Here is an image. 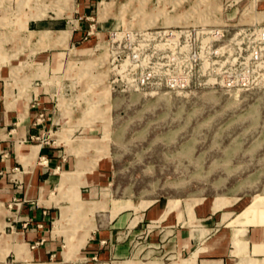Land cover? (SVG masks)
<instances>
[{
  "label": "rangeland",
  "instance_id": "obj_1",
  "mask_svg": "<svg viewBox=\"0 0 264 264\" xmlns=\"http://www.w3.org/2000/svg\"><path fill=\"white\" fill-rule=\"evenodd\" d=\"M78 2L0 0V101L16 93L7 105L22 100L24 117L39 86L30 114L40 131L28 141L57 145L67 169L76 159L62 171L74 182L61 179L55 196L70 205L47 224L64 251L76 256L109 200L112 216L159 199L192 219L208 200L234 215L264 196V70L245 65L261 44L264 0H101L84 13ZM36 155L20 151L30 163ZM102 159L111 165L90 200L80 184ZM17 165L7 173L27 170Z\"/></svg>",
  "mask_w": 264,
  "mask_h": 264
},
{
  "label": "crops",
  "instance_id": "obj_2",
  "mask_svg": "<svg viewBox=\"0 0 264 264\" xmlns=\"http://www.w3.org/2000/svg\"><path fill=\"white\" fill-rule=\"evenodd\" d=\"M99 1L79 0L76 7L84 13L88 10L86 7ZM50 17L49 28H61V16ZM102 21H108V17ZM82 29H75L74 34L81 36ZM58 52L64 53L63 50ZM36 88V92L31 91L24 117H20L22 100L17 98L11 106L7 105L16 93L6 98L3 90L1 95L0 148L11 149L13 156L4 154L0 159V166L5 170L0 174L3 209H0V264H264V196L252 197L250 203L234 215L228 210L216 213L222 207L211 209L208 200L193 210L192 219L181 206L179 210L165 213L167 201L159 199L138 210L129 207L116 213L119 203L114 216L108 208L112 200L105 209L96 210L94 204L89 208L96 210L95 227L76 256L70 257V252L64 251V235L54 233L61 205L70 204H62L69 201L55 196L60 195L61 179L63 184L74 182V173L64 172L62 178V171L74 170L76 159L74 156L73 167L67 169L69 162L66 163L57 145L28 141V137H38L40 131L30 114V101L41 92L39 86ZM27 150L37 153L32 163L20 158V151ZM17 164L27 170L7 173V169ZM110 165L102 159L93 171H85L84 177L89 183L80 184L83 197L101 198L103 187L98 183L102 182ZM69 175L71 178L67 179ZM49 221L54 222L52 229L47 228ZM59 222L56 221V228L61 227ZM2 229L6 236L1 237Z\"/></svg>",
  "mask_w": 264,
  "mask_h": 264
},
{
  "label": "built area",
  "instance_id": "obj_3",
  "mask_svg": "<svg viewBox=\"0 0 264 264\" xmlns=\"http://www.w3.org/2000/svg\"><path fill=\"white\" fill-rule=\"evenodd\" d=\"M257 36L260 39L261 44L252 46V49L249 51V54L245 58V65H254V67L264 70V27L257 30ZM263 74L264 72H262V75ZM141 80L143 81L144 78H142ZM239 82L242 84L248 82V79L245 76L244 72H242V76Z\"/></svg>",
  "mask_w": 264,
  "mask_h": 264
}]
</instances>
